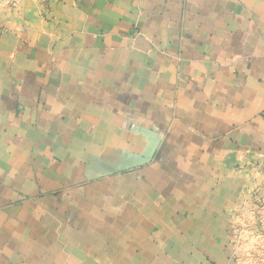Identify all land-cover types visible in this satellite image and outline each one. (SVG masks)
<instances>
[{
  "label": "crops",
  "instance_id": "crops-1",
  "mask_svg": "<svg viewBox=\"0 0 264 264\" xmlns=\"http://www.w3.org/2000/svg\"><path fill=\"white\" fill-rule=\"evenodd\" d=\"M0 264H264V0H0Z\"/></svg>",
  "mask_w": 264,
  "mask_h": 264
}]
</instances>
